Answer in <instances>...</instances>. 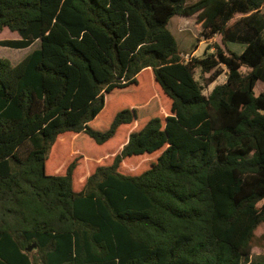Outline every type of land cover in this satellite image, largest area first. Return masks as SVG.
I'll return each instance as SVG.
<instances>
[{"label":"trees","instance_id":"1","mask_svg":"<svg viewBox=\"0 0 264 264\" xmlns=\"http://www.w3.org/2000/svg\"><path fill=\"white\" fill-rule=\"evenodd\" d=\"M186 1L0 0V31L20 37L0 46L40 41L0 59V264L248 263L264 224V0ZM173 16L242 52L185 60ZM121 133L76 189L86 148ZM67 135L80 154L62 172Z\"/></svg>","mask_w":264,"mask_h":264},{"label":"rangeland","instance_id":"2","mask_svg":"<svg viewBox=\"0 0 264 264\" xmlns=\"http://www.w3.org/2000/svg\"><path fill=\"white\" fill-rule=\"evenodd\" d=\"M195 0H187V3H191ZM264 11V7H263ZM195 20L196 17H181V16H173L168 24L169 31L174 35L179 50L181 54L183 55L185 60L190 59V56H195L197 58H203L204 57V51L207 47V45L211 43H216L220 45L224 51L231 50L236 53H240L243 50V46L237 43H228L227 45H224L222 43L220 36H215V38L212 41H205L201 36L198 35L196 29H195ZM19 35L15 32L9 31L7 28L0 31V40H14L19 39ZM40 47V41H36L32 46L26 49H12L9 47H1L0 46V59H7L10 61L12 65H17L22 59H24L29 53H31L33 50L38 49ZM227 52V51H226ZM224 72L223 74L210 86H207L204 93L209 94L212 89L219 84H223L226 82L227 79V69L223 67ZM247 68H242V73H246ZM196 79H200V74L196 73ZM142 82V79H140ZM202 82V80H200ZM204 83V82H203ZM142 84H146V82H142ZM205 84V83H204ZM256 94L264 91V84L262 82H258L256 85ZM125 127V126H124ZM124 131V129H123ZM65 137V138H64ZM61 137V145L66 144L68 146V149H70L69 158L64 165L62 172H64L68 166V164L76 158V156H79V152H75L72 148V142L74 139V135H67ZM122 140V133L117 137L113 138L109 142H107L104 146L99 145H91L90 147L86 148L84 155H82V158L78 162V166L75 170V178H74V187L76 189H80L81 184L84 183L85 178L94 172L96 167L102 164L107 163V158L109 154H105L106 150L110 151L112 149H115L116 145ZM115 152V151H114ZM113 152V153H114ZM111 153V154H113ZM65 153H61V156H56L50 163H48V168L51 171L53 167V162L56 161V165L62 162V157ZM60 155V154H59ZM65 157V156H64ZM111 159V158H110ZM64 160V159H63ZM51 173V172H49ZM264 230V224H262L258 228V232H261ZM258 241L255 239L254 245H256ZM264 253V251H262ZM257 257L253 256L254 262H261L264 263L263 258L256 259ZM257 262V263H258Z\"/></svg>","mask_w":264,"mask_h":264},{"label":"crops","instance_id":"3","mask_svg":"<svg viewBox=\"0 0 264 264\" xmlns=\"http://www.w3.org/2000/svg\"><path fill=\"white\" fill-rule=\"evenodd\" d=\"M255 234H256V240L258 241V243L256 245H254V247L252 249V256H251L250 260L248 261V263H246V264H255L258 262V261L257 262L253 261V256L257 257L256 259H259V258L264 259V253H262V251H264V230H262L261 232H258V229H257Z\"/></svg>","mask_w":264,"mask_h":264},{"label":"water","instance_id":"4","mask_svg":"<svg viewBox=\"0 0 264 264\" xmlns=\"http://www.w3.org/2000/svg\"><path fill=\"white\" fill-rule=\"evenodd\" d=\"M36 245L32 244L31 246L27 247V252H31L33 249H35Z\"/></svg>","mask_w":264,"mask_h":264}]
</instances>
